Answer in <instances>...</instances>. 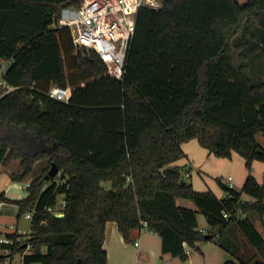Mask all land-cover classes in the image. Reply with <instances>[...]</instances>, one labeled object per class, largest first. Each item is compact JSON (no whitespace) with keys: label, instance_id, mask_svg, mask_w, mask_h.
<instances>
[{"label":"trees","instance_id":"16d2710c","mask_svg":"<svg viewBox=\"0 0 264 264\" xmlns=\"http://www.w3.org/2000/svg\"><path fill=\"white\" fill-rule=\"evenodd\" d=\"M79 2L0 0V58L10 61L3 79L15 87L0 98V167L20 159L22 172L11 178L22 181L38 160L49 162L26 198L0 191V204L18 205L19 217L35 210L31 233L13 254L30 246L23 264H107L106 224L114 221L127 240L135 228L157 232L162 252L183 260L185 244L197 248L215 237L237 256V229L256 254L225 264H264V235L248 216L264 215V184L252 173L254 161L264 162L257 140L264 133V80L252 79L247 44L236 43L246 23L264 33V0L143 6L123 79L94 50L77 47L69 27L58 26V10ZM54 85L66 89L67 101L49 96ZM193 138L216 157L237 152L245 159L242 188L219 177L224 197L194 189L183 167L172 165ZM53 162L59 172L46 179Z\"/></svg>","mask_w":264,"mask_h":264},{"label":"crops","instance_id":"0c3cea01","mask_svg":"<svg viewBox=\"0 0 264 264\" xmlns=\"http://www.w3.org/2000/svg\"><path fill=\"white\" fill-rule=\"evenodd\" d=\"M182 147L186 156L180 158L172 165L183 167L186 174H189L191 180L188 181L193 185L195 190L201 192L212 191L220 198L224 197L226 194L218 182L216 187H214L213 184L209 186L206 185L208 182L205 178L200 176V173H196L194 176L191 172L193 168L203 171L207 175L208 180L210 177H215L216 179L221 177L225 184H229L228 179L232 177L234 186L236 188H242L247 178L248 170L246 168L245 159L237 152H234L231 158L216 157L214 154H211L208 149L201 146L197 138L184 142ZM41 161H43L44 164L38 176L43 173L49 164L48 159L38 160L35 164ZM20 169V159L12 160L10 163L0 167V191L5 192L6 196L12 199L26 198L29 194L27 184L38 177H33L25 182L24 180L30 175L29 174L22 181L13 180L11 175L13 173H18ZM252 173L259 183L264 184V162L258 160L254 161ZM246 199L251 200V198L247 196ZM177 202L179 205L191 207L189 202H185V199L178 198ZM19 218L18 205L6 202L0 204V232L7 236L16 234L15 236L21 237L23 241V239H26L30 235L31 231L28 234L20 232ZM198 221L200 228H208L206 218L202 223L198 216ZM253 221L258 230L264 235V215L258 216L257 221ZM232 235L240 246L237 256L230 254L222 248L218 243V237H215L199 243L197 248L185 244L188 258L183 260L180 257H174L169 253L164 254L162 252V237L157 232L146 227L135 228L130 232V239L127 240L119 231L117 223L109 221L106 224L104 249L107 252V264H225L228 260L239 262L241 259L249 260L253 258L256 254L255 250L243 235L237 229H234ZM3 247L4 246L0 245V261L2 264H23L24 254L30 251V249H27L24 253L16 254L12 252V254L8 256L2 253ZM15 256L19 258L16 260Z\"/></svg>","mask_w":264,"mask_h":264},{"label":"built area","instance_id":"2783aa9c","mask_svg":"<svg viewBox=\"0 0 264 264\" xmlns=\"http://www.w3.org/2000/svg\"><path fill=\"white\" fill-rule=\"evenodd\" d=\"M161 1L81 0L72 16H64L58 19V26L69 27L77 47L94 50L108 65L110 73L118 79H123L139 11L145 5L159 7ZM9 64V60L0 58V88L4 89L0 93V98L15 89L3 79V74ZM48 94L54 99L67 101V91L61 86H52ZM228 180V185L235 187L232 177H229ZM27 185L29 186L30 183ZM34 214L35 210L30 209L25 216L33 218ZM20 241L22 240L18 236L11 237L0 232V245L4 246L2 253L5 255H11L13 252L12 247Z\"/></svg>","mask_w":264,"mask_h":264},{"label":"rangeland","instance_id":"374dc122","mask_svg":"<svg viewBox=\"0 0 264 264\" xmlns=\"http://www.w3.org/2000/svg\"><path fill=\"white\" fill-rule=\"evenodd\" d=\"M80 2H81V0H80ZM77 6H69V7L60 8L58 10L59 19L64 17V16H68V17L72 16L75 13ZM236 43H246L247 44L244 52H245L246 57H247L246 63L248 65V73L254 81H256V82L263 81L264 80V33H262L259 29H257L253 24L246 23L244 32L241 36L236 38ZM257 140L262 145H264V133L263 132L259 133L257 135ZM14 160H16V159H14ZM16 162H19V161H16ZM43 164H44L43 161L35 164L34 169L32 170L30 175L24 181L27 182L31 178L37 177L40 174V170H41V167ZM21 172H22V168L19 170L18 173H21ZM191 172L194 176L196 175V173H200V176H202L203 178H205V180H207L208 184H206V185L212 186V184H213L214 187L217 186V180L215 177H213V178L210 177L208 180L207 175L203 171H201L200 169L193 168L191 170ZM182 174L186 180H189V181L191 180L190 176H188V174H186L184 169L182 170ZM104 185L110 186L109 184H104ZM58 201L61 202V198H59ZM185 202H189L191 207H193L194 209H197V207L193 201L185 199ZM25 213H27V211ZM25 213L19 218V227H20V232L28 234L31 231V220L32 219L26 218ZM198 216L200 218V221L203 223L205 216L201 213H199ZM248 216H250L252 218V220L257 221V219H258V215L255 213H250ZM18 258H19L18 256H15L16 260ZM0 264H2L1 261H0Z\"/></svg>","mask_w":264,"mask_h":264},{"label":"water","instance_id":"95a60500","mask_svg":"<svg viewBox=\"0 0 264 264\" xmlns=\"http://www.w3.org/2000/svg\"><path fill=\"white\" fill-rule=\"evenodd\" d=\"M58 172H59V169H58L57 165L53 162L52 165H51V167H50V169H49V171H48V173H47V175H46V179H48L49 176H51V175L58 174ZM180 182H181V184H184L185 183V180L184 179H181ZM64 215H65L64 213L57 214V216H59V217H63ZM207 237L209 238V236H207Z\"/></svg>","mask_w":264,"mask_h":264}]
</instances>
